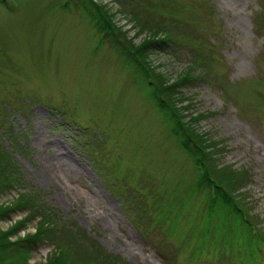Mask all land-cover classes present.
Listing matches in <instances>:
<instances>
[{
	"label": "rangeland",
	"instance_id": "obj_1",
	"mask_svg": "<svg viewBox=\"0 0 264 264\" xmlns=\"http://www.w3.org/2000/svg\"><path fill=\"white\" fill-rule=\"evenodd\" d=\"M2 207L0 264H264L210 244L264 239V0H0Z\"/></svg>",
	"mask_w": 264,
	"mask_h": 264
},
{
	"label": "trees",
	"instance_id": "obj_2",
	"mask_svg": "<svg viewBox=\"0 0 264 264\" xmlns=\"http://www.w3.org/2000/svg\"><path fill=\"white\" fill-rule=\"evenodd\" d=\"M99 19H102L103 21V18L102 16H100ZM98 21V20H97ZM108 27L110 28V25H109V22H105L103 23V26H102V30L103 32H106V30L108 29ZM151 34L152 36H154L155 32H151L149 33ZM173 83H169V85L167 86H164V88H162V91L160 89L157 88V91H154V97L156 98L157 102H158V106L160 107V109H162L165 113H168L170 107L171 106L169 103L165 102L164 99L161 98V93L164 91V92H168L169 89L172 87ZM160 95H159V94ZM187 121H181L179 120L178 121V124L175 125V131L178 135H182L181 134V130H183V132H188L189 135H187V137L189 139H185L183 138V141H184V145L190 149L191 151L194 152V158L196 160V164L200 167L203 166V159H202V156H205L206 154L208 153H205L204 149L205 148H208V146H205L204 145V141L200 140L199 138V135L198 133H195L192 132L193 130H190V128L187 126L188 124H186ZM199 140V141H198ZM196 141V142H195ZM193 142L197 148H199L200 152L198 151L197 148H195L192 143ZM195 149L201 153V155H199ZM6 176V175H5ZM205 182L207 181L208 183H212L213 185H215L217 187V189H215L213 195H212V208L214 209L216 207V204L218 203V200L217 199H220V202L224 205V206H227L229 205L228 207H231V209L233 210V214L236 216V215H239L240 217V211H241V208H239L238 204H236V197H234L231 193L227 192L224 188V186L218 184L217 182H215V180H213L210 176H208L207 174L203 173L202 174V179H201V182ZM19 205H21L22 207H16L17 210H21V209H24V208H27V209H31V211L34 212V210L36 209L37 210H40V208L38 209V205L32 203V204H28L27 202L29 201V198L25 197L23 199H20L19 200ZM22 202H25V203H22ZM218 205V204H217ZM8 208H1L0 209V216H7V214H9L10 210H8ZM243 212V211H242ZM241 220V219H239ZM20 223V222H19ZM243 223V222H242ZM246 225L247 227V231H248V235H249V239L250 241L249 242H244V244H237V243H228L227 241H220V240H212L210 242V244L212 245V247L216 248V249H229L231 250V252H241V253H245V252H249V251H252L255 249V244H258V243H262L264 242V239L262 238L261 234H252L251 231L248 227V225L246 223H243ZM43 233L42 230H36L35 233H33L32 235L28 234L27 236L23 237V238H19L17 241L15 242H12L10 243L9 242V245H12V246H16L19 248V253L21 254H26L28 252H30L31 249H34L35 245L37 244V241L39 240L38 236H40L41 234ZM256 233V232H255ZM3 236L5 235L4 233H2ZM251 240H253L255 243H252ZM205 244H202V246H200V248L204 247ZM199 246V245H198ZM197 246V247H198ZM222 247V248H221Z\"/></svg>",
	"mask_w": 264,
	"mask_h": 264
}]
</instances>
